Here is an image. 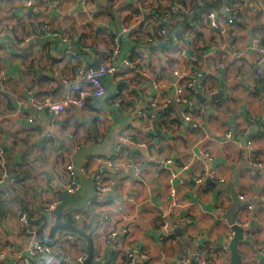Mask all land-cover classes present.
I'll list each match as a JSON object with an SVG mask.
<instances>
[{"label":"crops","instance_id":"1","mask_svg":"<svg viewBox=\"0 0 264 264\" xmlns=\"http://www.w3.org/2000/svg\"><path fill=\"white\" fill-rule=\"evenodd\" d=\"M103 1L84 6L78 0H0V147L7 160L5 170L0 169V264H47L32 252L34 240L52 244L46 257L50 264H77L79 255L88 254L90 243L82 235L58 228L47 239L56 212L46 209L67 191L66 166L75 165L78 151L93 142L103 145L107 135L106 151L86 160L90 170L102 169L115 182L110 203L98 193L79 210V219L71 208L63 216L92 233L93 263L195 264L199 253L213 263L228 262L235 236L229 218L237 195L241 205L235 223L248 221L253 230L251 236L244 230L238 247L243 264H249L252 250L264 246V62H258L264 0H220L215 8L230 6L235 23L219 19L212 29L205 21L198 44L190 48L197 60L176 57L178 68L195 64L205 72L203 91L185 94L198 128H188L182 119L174 102L178 84L167 63L158 68L167 69L166 105H151L149 98L159 91L145 80L134 94L125 91L128 104L123 108L114 105L113 83L105 98L83 109L55 114L34 105L32 97L62 100L76 69L105 57L127 8L135 16L148 1L165 8L176 0H121V14ZM187 2L196 12L204 3ZM130 21L138 25L139 18ZM123 40L127 48L129 40ZM220 49L230 51L224 66L218 64ZM222 82V96L213 98ZM139 109L156 116L138 117ZM118 145L123 146L113 165L102 163ZM252 160L262 166L255 167ZM11 177L17 180L12 183ZM23 213L28 225L20 221ZM116 227L127 234L110 238ZM224 246L230 249L227 257Z\"/></svg>","mask_w":264,"mask_h":264},{"label":"built area","instance_id":"2","mask_svg":"<svg viewBox=\"0 0 264 264\" xmlns=\"http://www.w3.org/2000/svg\"><path fill=\"white\" fill-rule=\"evenodd\" d=\"M82 5L86 6L89 3L98 4L99 0H78ZM205 2H211V0H202ZM104 4L121 9V0H104ZM157 1H148L142 7L137 9L136 12L129 10L125 11V15L119 21V32L114 36L111 44L110 51L105 57L98 59L94 64L87 66H79L74 74L73 80L60 101H55L50 97L44 99H38L32 97L34 105L46 108L47 110L54 112L55 114H62L70 108L83 109L89 103H95L102 100L109 93V86L111 83L115 85L112 91V99L116 108H123L128 104L126 90L134 94L138 89L140 82L145 80L146 83H151L155 89L159 92L157 95L150 97V102L153 107L160 105H166L167 101L163 100V94L166 88L170 86L168 78H165L167 69H158L165 63L168 64L169 74L175 77L178 84L179 94L174 98V102L180 106L183 116L188 128H198V123L195 122V113L190 109L187 104L189 100L186 95L196 96L204 89L205 72L202 68L197 67L195 64L189 66L187 69H180L177 67V56H181L186 60L195 62L197 59L190 54L191 46H196L199 42V34L201 31V25L207 21L209 27L216 29L219 25V19L225 20V22L231 26L235 23V18L232 16V9L228 5H222L221 9L214 8L210 11H204L203 9L197 12L195 11L192 3H188L187 0H176L172 4L165 8L161 5H156ZM30 4V2L28 3ZM156 5V6H155ZM123 9H121L120 14ZM29 15V14H28ZM138 17V25L131 23V18ZM130 18V20H129ZM181 18L184 21L175 24L176 21ZM143 27L142 32H136L135 27ZM46 29L47 26L45 25ZM124 38L129 40V46L127 48L124 43ZM218 64L224 66V58L230 53L227 49L218 50ZM259 63L264 62V46H258ZM158 69V70H157ZM156 71V76H150L152 71ZM257 73H261L257 70ZM132 87V88H131ZM161 108H163L161 106ZM128 109V108H127ZM155 109V108H154ZM138 117L147 116L153 119L156 114L155 111L146 112L143 109L136 110ZM232 135L228 134L230 138ZM252 144H250L251 146ZM123 145H118L114 154H109L102 157V163L105 165H113L114 158L119 155ZM7 160L5 150L0 147V169L5 170ZM255 167H261L262 163L253 161ZM89 162L85 160L83 165V172L90 178L100 195L104 196L103 202L110 203L112 191L115 182L112 179H108L102 169L90 170ZM66 170L69 176V184L67 185V191L72 194H78L82 191L83 185L78 180L76 174L75 165L69 164L66 166ZM17 177H11L10 181L14 183ZM218 182H221L220 179ZM8 194V192H6ZM172 194L175 191L172 190ZM242 200H246V197L241 195ZM175 200L173 205H175ZM57 204L52 203L47 207V212L51 215L56 210ZM81 217L80 211H74V219ZM29 216L27 213H23L20 216V221L23 225L29 224ZM237 225L244 228L246 235H252V227L250 222L237 221ZM168 225H164L167 227ZM35 230L32 231L35 236ZM127 229L113 228L109 234L110 238L123 237L127 234ZM72 237H70L71 239ZM224 252L227 257L230 254V249L224 246ZM32 252L41 259H44L47 264L46 257L53 251L52 244L44 243L40 240H34L31 246ZM88 254L83 252L77 258V264H83ZM203 253H199L196 257V261L199 263H208L203 258ZM264 257V246L256 247L252 250L251 259L249 264H254ZM128 258H132V254H128ZM3 259V252L0 251V260ZM128 264H134L133 261Z\"/></svg>","mask_w":264,"mask_h":264},{"label":"water","instance_id":"3","mask_svg":"<svg viewBox=\"0 0 264 264\" xmlns=\"http://www.w3.org/2000/svg\"><path fill=\"white\" fill-rule=\"evenodd\" d=\"M222 89L218 91V93L213 95V98H218L219 96H222L223 94V88L225 86L224 82L221 83ZM199 97H202L201 95ZM203 98V97H202ZM110 139V135H107L103 145H99L96 142H93L92 144L81 148L78 153L76 154L75 158V168H76V174L78 180L82 183L83 189L82 192L78 194H72L69 191H63L62 192V199L61 201L57 204L56 207V219L54 224L51 227V232L50 236L47 237V239H50L51 236L53 235L54 231L58 228H62L67 230L68 232L74 233V234H79L84 236L85 238L88 239L89 241V251H88V256L86 260L83 262V264H99V263H93V258H94V253L95 249L93 246V238H92V233H86L82 229L71 225L70 223L66 222L63 220V216L69 208L74 209V210H81L83 209L90 201H92L97 195L98 192L96 190V186L94 182L86 177L83 172V165L87 157H89L92 153L96 152H105L106 148L108 146ZM241 205V201H239L238 196H235V201L231 209V217L229 218V222L231 225H233L234 231H235V236L231 240L230 243V249H231V257L228 262L221 263V264H243L242 257L239 253V244L240 241L243 240V233H244V228L237 225L235 223V212L238 208V206ZM40 219H43L44 223L43 225L39 228V231L44 235L45 230L44 227L48 223V217L46 214L43 215ZM30 222H33L32 218L30 219ZM195 264H219V263H213V262H208V263H199L196 262ZM256 264H264V257H262Z\"/></svg>","mask_w":264,"mask_h":264},{"label":"trees","instance_id":"4","mask_svg":"<svg viewBox=\"0 0 264 264\" xmlns=\"http://www.w3.org/2000/svg\"><path fill=\"white\" fill-rule=\"evenodd\" d=\"M220 0H211V2H205L202 4V9L204 11H210L215 8V4L218 3Z\"/></svg>","mask_w":264,"mask_h":264}]
</instances>
